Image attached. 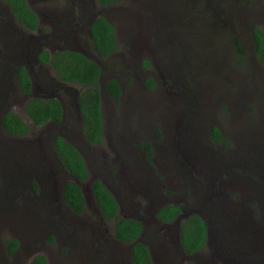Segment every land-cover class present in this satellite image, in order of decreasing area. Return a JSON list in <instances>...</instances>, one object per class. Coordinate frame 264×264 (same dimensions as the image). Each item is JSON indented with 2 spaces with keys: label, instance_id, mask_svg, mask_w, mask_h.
<instances>
[{
  "label": "rangeland",
  "instance_id": "374dc122",
  "mask_svg": "<svg viewBox=\"0 0 264 264\" xmlns=\"http://www.w3.org/2000/svg\"><path fill=\"white\" fill-rule=\"evenodd\" d=\"M56 1L59 4L60 0ZM27 2L39 15L40 26L46 34H56L55 23L51 24L46 15L48 7L58 5L52 0ZM94 12L107 17L114 26L118 43L115 53L97 60L102 69L100 85L103 86L106 140L100 146L86 143L76 128V112L68 107L71 95L62 92L68 86L58 87L52 82L55 78L50 66L43 75L45 67L39 68L31 60V72L34 78L37 76L35 85L42 83V77L46 76L45 81L52 83L45 96L59 99L66 105L65 113L60 125L50 122L40 128L31 127L26 136L8 133L0 125V264H29L37 254H43L48 264H86L79 248L75 250L67 240L57 239V232L65 231L58 226L61 219L51 201L56 198L54 189L61 187L69 174L42 143L48 132L63 133L78 145L86 158L90 174L83 187L87 196L91 179L100 176L95 168L103 159L102 154L112 163L111 150L118 144L125 147L123 157H136L140 150L137 140L142 149L143 143L150 145L151 162L158 163L164 156L176 157V166L169 162L168 169L176 170L177 175L186 171V161L195 164L194 157L190 156L191 148H195V156L200 147L202 153L199 154L205 159L203 170L199 176L191 169V174L186 171L185 177L186 182L198 180L199 186L205 188L203 197L207 199L213 188L204 187L207 179L201 173L215 178L216 172L225 169V163L232 164L239 172L244 169L243 175L238 173L240 177L236 173L219 175L216 184L220 183V189L228 198L216 203L221 202L217 208L222 214H230L229 221L241 238H245L243 253L250 264L259 256L251 252V234L264 236V185L260 186L261 193L251 190L264 177V156L256 148L261 140L262 133H259L264 132V66L256 60L253 41V29L264 30V0H122L112 6L97 5ZM36 34L26 32L29 37ZM3 38L0 34V62L6 65L9 58L6 52L10 51L3 47ZM237 43L244 54H239ZM144 60H148V67L144 66ZM112 78L124 86L118 100L106 93L105 83ZM148 79L152 80V87L148 86ZM10 82L14 84L11 74L6 75L4 83L0 76V113L6 108L31 126L24 106L26 97L19 91L4 88L5 83ZM70 89L75 93L83 87L70 86ZM38 95L46 99L40 91ZM212 125L228 139L227 147L210 140ZM180 150L184 152L183 162L177 154ZM254 150L257 153L254 154ZM163 151L166 153L160 155ZM255 164L259 171L251 172ZM37 186L41 192L35 195L31 191ZM185 194L177 192V201L181 204L187 201L193 207L195 201ZM96 206L90 196L84 216L89 222H92L89 213ZM204 211L210 215L208 204ZM251 219L256 220L252 228ZM67 220L72 219L69 216ZM212 221L215 224H212L207 248L192 258L201 264H220L217 258L216 262L212 259L216 254H212L215 250L211 244L214 247L216 243L224 245L225 242L217 229V220ZM112 225L113 221L110 227L114 232ZM91 226L88 224L80 235L87 237ZM6 239L19 242L12 254L8 253ZM41 242L43 248L35 249ZM119 247L125 256L121 262L128 264L130 244L122 243ZM224 247L220 251L223 250L221 254L227 258L230 255L226 256ZM153 258L155 264H162L161 254L155 253Z\"/></svg>",
  "mask_w": 264,
  "mask_h": 264
},
{
  "label": "flooded vegetation",
  "instance_id": "af4514ba",
  "mask_svg": "<svg viewBox=\"0 0 264 264\" xmlns=\"http://www.w3.org/2000/svg\"><path fill=\"white\" fill-rule=\"evenodd\" d=\"M46 1L48 2L50 0H44L45 3ZM52 1L55 2L58 5V7L57 6L48 7L47 8L48 14L46 15V17L48 18L51 24L55 23V28L58 31L55 32L56 34L49 36L48 35L49 33L46 34V31L41 28L39 15L29 6L27 0L26 2L28 6L38 18L37 28L33 30L25 29L21 27L19 23L16 21L9 6L5 2L0 0V34L4 36L1 42H3V47L5 49L7 48L6 49L7 51H10V52H6L7 56H9L8 63L6 65H2V63L0 62V76L2 77V81L4 83L6 75L8 73L11 74V78L14 84L12 85V82H10L9 85L5 83L7 87L4 86V88L13 91H19L22 96L26 97L24 100L25 104L31 97H40L38 95V91H40L42 94H44L43 96H45L47 91L50 90V83L55 82L57 86L59 83V81L55 79L54 80L52 79V82L50 81L49 83H47L44 79V77L46 76H44L42 77L43 80L42 83H37L36 87L33 86V83L35 82V78H37V76H35L34 78L31 72V63H30L31 60L32 63L34 61L35 64H38L39 68L45 67L43 75L46 74L45 71H47L48 66H50V68L53 71L51 65L43 64L42 62H40L38 57L42 51L49 52L50 61L52 55L59 51H67V52L81 54L86 58L96 62L98 65L99 63L97 62V60L103 58L96 50L95 46L93 45L91 26L96 20V18L103 17L101 15H97L94 12V8L97 5H99L100 7H104V6H112L114 4L101 5L98 3L97 0H67V1L60 0L59 4L58 1L56 0H52ZM104 18L108 21L107 17ZM42 23H44V21H41V24ZM254 30L255 28L253 29V32ZM26 32L27 33L37 32L38 34H36L34 37H29V35H26ZM253 41H254V36H253ZM11 53L13 56H10ZM109 55H107V57ZM0 57H1V48H0ZM20 65L25 66L26 71L29 77L31 78V87L29 93H23L20 90L17 82L16 69ZM1 67H3L2 70ZM101 74H102V69H101ZM101 74L99 77V83L102 76ZM117 81L120 85V90L122 92L124 86L119 80ZM62 83L68 86L66 90L62 92L64 94L71 95V99L69 100L70 102L68 107H70L71 110L74 109V111L76 112L78 118V125L76 128L80 132V135L90 146L102 145L104 140H106V136L104 132V124H103V137H104L103 142L101 144H89L82 133V126H81L82 114L78 101L81 91L80 92L76 91L74 93L71 91L70 86H77V85H73L65 82ZM102 88L103 86L100 85L101 96L103 92ZM57 90H61V89L57 88ZM106 93L108 94L109 97H112L107 92V89H106ZM45 97L46 99L52 98L48 96ZM62 106L64 110L66 105L64 106V104L62 103ZM6 111H8V109L5 108L0 113V115L2 116V114H4ZM63 118H64V114H63ZM52 123L58 124L56 122H52ZM48 133L45 136H47ZM261 133H262L261 140H259V143L256 148L259 150L258 152L264 156V146H263L264 132L261 131L259 135ZM55 135H60L68 142L70 143L72 142L63 133H56ZM156 136L158 135L156 134ZM53 140H52V148L56 152V149L53 145ZM135 142L137 148L140 149L138 150L139 154H137L136 157H129L128 159L123 157L122 150L125 153L126 152L125 147L123 148L119 147L118 144L112 147L111 150L113 152V157L111 160L112 163L107 161L106 154H102L103 159L101 160L100 164L95 168V170L100 173V176L93 177L91 179L89 184L90 186L87 188L89 191V196L86 195L83 184L88 181L90 170H89V165L86 163V158L81 153L88 169V177L87 180L82 183L78 182L73 177L72 180H75L81 187L85 200V208L87 202L90 199V196H92L95 199L91 188L92 181H94L95 179H99L106 187V189L116 199V202L118 204L117 215L123 218L136 219L143 226V229L139 235L138 240L142 243H145L148 246L153 262H154L153 255L155 253H159L162 255V264H184L187 261H192L195 264H201L199 261H197L196 259L193 260L192 258H195L197 255L202 253L204 249L207 248L213 231L212 224H215V222L212 221L214 219L217 220L216 224H219L217 229L219 231L220 237H222V241H224L225 243L224 245H222L221 243L220 244L216 243L214 244V247H212L213 245L211 244V248H214L215 250V252L214 253L212 252V254H216V256H213L211 254L213 261L216 262V258H217L220 264H228V263L249 264L247 262L248 259H246V255L243 253L246 244L243 242L245 238H241L240 233L237 230H235V226L231 224V221H229L231 219L230 214H228L227 212L225 214H222L220 210L217 208L218 206L221 205V202L216 203L217 200H224L225 198H228L227 194L223 193L222 190L220 189L219 186L220 183L218 185L216 184V181L219 180V178L221 177V176L219 177V175L229 176L235 173L236 174L239 173L243 175L244 169L241 170V172H239L234 168L232 164L225 163L224 170L222 169L216 172V175L214 172H212V174L215 175V178L211 179L207 177L208 174L206 175L204 173H201L202 175H205L204 177L207 179V183L205 184L204 187L213 188L210 191L211 193L207 195L208 196L207 199L206 196L203 197V191L205 188L199 186V181L194 179L191 182H186L187 178L185 177L187 174L186 171L190 172L191 174V169H194V171L200 176V172L203 170L202 167L203 160H205L204 157L199 154V152L202 153L200 147H198L196 151L197 154L199 155L195 154V156L193 155L195 148L193 146L191 148L190 156L194 157L193 159L195 161V164L189 163L185 160L186 161L185 165H187L186 171H180V173L177 175L176 170L175 171L171 170L172 168L171 165L176 166V162H175L176 157L160 156L161 160L158 163L157 161L151 162L150 161L151 155H148L147 151L143 150L139 146L140 140H137ZM72 144L80 151L76 143H72ZM206 148L208 149V147ZM164 153H166V151H163L160 155ZM255 153H257L256 150H254V154ZM177 154L180 157V161L182 159L183 162V159L185 158V156H183L184 152L180 150L179 153ZM251 155L253 156L252 152ZM169 162L171 163L169 168L172 172H170L168 169ZM197 165L201 170L198 169ZM255 166L256 168L252 167L251 172L259 171V169H257L258 165L255 164ZM243 168H247V167H243ZM239 174L238 177H240ZM177 177H178V181L176 182ZM241 179L243 180V178ZM212 181H214V183ZM262 185H264V177H262L261 182L256 187L257 189L251 187L252 192L261 193L260 186ZM63 190H64L63 184L61 185V187L57 186L54 189V194L56 198H53L51 201L53 203L51 206L56 209L55 213L57 217L61 219L58 222V226L59 228L65 231V233L57 232L58 235L57 239L67 240L69 244H71L74 247L75 250L79 248L81 257L83 258L82 260H84L86 264H123V262H121V258H124L125 256L123 255L124 253L119 247L120 244H122V242L114 238V232L110 227V222L112 220L106 219L103 216L99 207L96 206V209L92 210V212L89 213L90 219L92 221L89 222V220L84 218L85 209L81 213H77L67 204V202L63 197ZM187 190L188 191L191 190V191L188 192ZM31 192L37 195L38 193L41 192V190L37 186L35 191L34 189H32ZM177 192L183 194L186 193L185 195H188L191 199H193L195 201L193 207L190 206L189 203H187V201L185 204L179 203L176 199ZM167 204L178 206L180 209V212L170 222L162 221L157 216L158 211ZM195 204L198 205L196 206V208L194 207ZM207 204H208V208H210V215L208 211H204ZM193 214L201 216L205 221L207 225V239L204 244L205 246L204 248L194 252L191 255H187L183 251V248L181 246V240H180L181 223L183 220L187 219ZM69 216L72 219L71 221L67 220ZM251 217L254 218L255 215L254 217L253 215H251ZM222 222L224 224H222ZM254 222H256V220L251 219V228L254 225ZM88 224H92V226L90 227L91 229L90 234L87 237L81 236L80 233L85 232L87 230ZM112 227L114 228V221ZM214 234H216L215 231ZM253 235L254 234H251V252L254 251L259 256L254 261L253 260L251 261L252 258L251 256V258H249V260L251 261L250 264H264V236L262 237L261 233H256L255 236ZM40 244L41 245L40 246L37 245L35 249H37L38 247L43 248L42 242ZM223 246H225L224 249L226 250L227 253L226 256L228 254L230 255L227 258H224V255L221 254L223 250L220 251V249L223 248ZM185 257L189 259L184 261L183 258ZM128 259H129L128 264H131L130 247L128 252ZM124 264H127V262Z\"/></svg>",
  "mask_w": 264,
  "mask_h": 264
},
{
  "label": "trees",
  "instance_id": "16d2710c",
  "mask_svg": "<svg viewBox=\"0 0 264 264\" xmlns=\"http://www.w3.org/2000/svg\"><path fill=\"white\" fill-rule=\"evenodd\" d=\"M13 13L19 25L25 29H36L38 18L30 9L26 0H2ZM101 5L119 3L122 0H97ZM93 45L99 54L106 58L107 55L115 53L118 49L116 31L114 26L104 17L96 18L91 26ZM255 57L258 63L264 65V30L255 28L253 32ZM238 52L244 54L242 46L237 43ZM39 60L43 64L51 65L55 80L81 86L83 89L79 95V106L82 114V133L89 144H101L103 142L104 117L102 112V98L99 83L101 74L100 66L85 56L59 51L52 55L47 51L39 54ZM145 67L149 66L148 60H144ZM17 82L23 93H29L31 78L24 65L16 69ZM148 86L152 87L151 79L147 80ZM107 92L113 99L118 100L121 92L118 81L114 78L105 83ZM25 111L32 122L29 126L19 115L13 111H6L0 117L1 127L8 133L17 136H26L31 127L40 128L50 122L60 124L63 120L62 103L52 97L43 99L31 97L25 104ZM210 139L223 147L228 146V139L222 131L212 125L209 129ZM53 145L62 162L63 168L78 182H85L88 177V169L81 152L70 142L60 135H55ZM143 149L151 154L150 145L143 143ZM67 179L64 184L63 197L67 204L77 213L85 209V200L80 185L75 181ZM95 201L103 216L114 221V238L122 243L130 244L131 264H154L148 246L138 240L143 226L136 219L123 218L117 215L118 204L112 194L106 189L99 179L91 184ZM180 212L178 206L167 204L162 207L157 216L160 220L170 222ZM207 239V225L203 218L193 214L181 223V246L187 255L204 248ZM8 253L12 254L19 246V242L6 239ZM29 264H48L43 254H37ZM184 264H195L187 261Z\"/></svg>",
  "mask_w": 264,
  "mask_h": 264
},
{
  "label": "water",
  "instance_id": "95a60500",
  "mask_svg": "<svg viewBox=\"0 0 264 264\" xmlns=\"http://www.w3.org/2000/svg\"><path fill=\"white\" fill-rule=\"evenodd\" d=\"M64 85H65V84H63L62 82H59V83H58V87H63ZM33 86H34V87L36 86L35 83H33ZM54 136H55V134H54L53 132L48 133V135L45 136V137L43 138L42 143L45 144V146L48 148L49 152H50V153H51V154L57 159V161H58L60 164H62V162H61V160L59 159L57 153H56V152L54 151V149L52 148V140H53ZM71 143H73V142H71ZM68 176H69L68 179H70V180L73 179L72 176H70V175H68ZM64 184H65V181H64V183H63V186H64ZM178 222H179V221H178Z\"/></svg>",
  "mask_w": 264,
  "mask_h": 264
}]
</instances>
